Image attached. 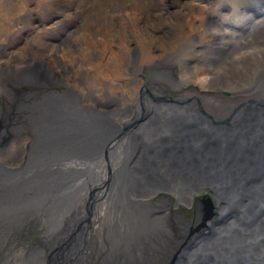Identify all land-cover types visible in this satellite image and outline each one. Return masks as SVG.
<instances>
[{
	"label": "bare ground",
	"instance_id": "obj_1",
	"mask_svg": "<svg viewBox=\"0 0 264 264\" xmlns=\"http://www.w3.org/2000/svg\"><path fill=\"white\" fill-rule=\"evenodd\" d=\"M52 1L56 0H0V186L3 176L14 178L10 167L24 161L22 141L3 155V105L10 109L14 103L34 136L27 152V173H35L32 178L41 174L65 178L53 181L60 188L57 194L44 195L56 188L53 184L38 187L24 210L43 209L47 222L40 232V249L23 253V264H87L93 218L107 226L111 241L123 242V236L131 246L125 233L119 234L125 216L134 231L132 239H144L137 232L140 226L162 228L154 240H163L157 249L164 253L154 262L165 264L173 252L169 245L180 243L189 228L179 229L181 239L174 241V231L162 225L167 217L159 218L158 224L152 209L137 204V198H149L157 191L169 192L177 204L185 205L206 192L202 202L210 203L211 197L227 215L240 206L236 217L242 216L244 225L233 219L213 229L209 226L178 264H264V252L260 261L230 256V251L237 258L242 252L255 255L264 244V11L259 12L264 0L185 4L169 39L137 25L138 16L147 17L156 8L155 1L105 0L103 9L96 5L102 0H91L96 14L91 29L86 16L76 30L60 28L64 19L44 22L46 27L39 24L37 29L34 17L46 18ZM122 11L130 14L133 38L118 18ZM155 12L163 19L157 8ZM53 26L59 30L57 38L53 35L55 42H49L54 44L42 55L33 53L31 44L42 42V31ZM99 31L108 39L94 41ZM22 37L25 41L15 43ZM126 37L134 47L128 46ZM108 40L116 46L112 50ZM172 75L178 77L171 79ZM20 86L27 91L17 95L12 89ZM174 91H184V96L169 97ZM199 95L207 98L199 100ZM94 100L117 120L126 112L132 114L141 138L136 142L140 155L134 161L129 160L134 138L106 122V116L95 121L83 115ZM132 172L140 184L132 183ZM63 184L66 188L61 189ZM199 206L203 207L197 199L195 212L200 216ZM209 217L206 214L203 222ZM150 248L153 251L155 246ZM47 250L49 255H43Z\"/></svg>",
	"mask_w": 264,
	"mask_h": 264
},
{
	"label": "rangeland",
	"instance_id": "obj_2",
	"mask_svg": "<svg viewBox=\"0 0 264 264\" xmlns=\"http://www.w3.org/2000/svg\"><path fill=\"white\" fill-rule=\"evenodd\" d=\"M154 1L156 3L157 13H161L163 15V19L155 17V14H156L155 9L156 8H154V10L150 11L149 16H147V17L138 16L137 18H138L139 21H138L137 25L144 26V27L147 28V30L151 29L154 32L156 31L155 32L156 36H161L162 35L165 39H169L170 35L173 32L172 30L175 29L174 28L175 26H173V25H176L178 20L182 19L181 18L182 17V13H179L178 11L182 10V8L185 7V4L188 6L192 2L196 3V4H199L200 2L204 3V0H160V1L159 0H150V2H154ZM105 2H107V1L102 0V1H100V3L99 2L96 3V5L98 4L103 9H105V7H104L106 5ZM91 3H92L91 0H56V1H52V5H51V8H50L51 11H49V14H48V16L46 18L44 17V19H41V18L38 19L37 17H34V21L38 22L37 29H40L38 27H41V26H45L46 27L44 22H46V23L49 22L50 23V22H54L55 20H58V19H64L65 22H64L63 25H61L62 27H60V28L69 27L68 31L76 30V29H79L81 27V25L84 23V16L87 17V20L85 19V23L89 24V25H87L88 29H91L92 28L91 24L96 21V16H94L96 14H93L92 11H91V5H90ZM103 4H105V5H103ZM160 4H161V7H160ZM260 6H261L260 7L261 9H260L259 12L264 11V4L260 5ZM33 7L34 6L32 5L31 8H33ZM250 8H252V7H250ZM5 13H6V11H5ZM175 13H176V15H175ZM206 13H208V12H206ZM120 15H119L118 18H120L121 21L123 22V26L125 25L124 27L128 28V29L126 28V30L128 31L129 28L132 25V24L129 23V21L131 19L130 20L128 19L130 14L128 12H127V14L125 12L123 13V11H122L120 13ZM126 15H127V17H126ZM123 16H125V17H123ZM155 20H157V21H155ZM167 23H168V25H167ZM171 23H172V25H171ZM33 25L36 26L35 24H33ZM157 25H158V28H157ZM117 27H121V26H117ZM135 27H136V24H135ZM48 29H50V30L42 31V34H43V35H41V37H42L41 41L42 42H40L38 40H37L38 41L37 42L36 40H34V42H33L34 44H31V51L33 53H36L38 55H42L45 52L44 50L50 44H54V43H49V42H55V39H54L55 37L53 35H55L56 38H57V36H59V32H58L59 30L57 29L56 26L49 27ZM159 29H161V31ZM29 32H31V31L29 30ZM128 32H129V35H131L132 38H133L134 37V32L131 31V29ZM31 33H33V32H31ZM96 36H97V38H94V41L96 39L97 42H99L98 40H99L100 37H101V39L102 38L103 39H108V35L106 33L104 34L103 31H99ZM131 36H129L128 38H131ZM128 38L127 37L125 38V42L128 43L129 47H134L133 46L134 45L133 42H129ZM23 41H25L24 37L18 39V41L15 42V43H18V42L22 43ZM109 43H111L110 40H108V44ZM37 44H38L39 47L37 46ZM41 45H43V47ZM109 45L112 46V47L109 46L110 50H112L114 47H116V46H114V43L113 44H109ZM42 48H43V51L41 50ZM152 51H153V53H156V54L160 53L159 51L154 50V49ZM205 56H208V54L205 55ZM47 63L52 64V62L51 61L49 62V60L47 61ZM52 68H53V66L51 67V69ZM175 68H177V67H175ZM149 70L150 69H148L147 72H151L152 71V69L150 71ZM178 76H180V75L178 74ZM178 76L172 75L171 79L177 78ZM40 89L43 92L45 91V88L42 87V86H41ZM21 91L25 92V91H27V89L24 88V86H20L18 88H15V93L18 94ZM40 91L37 90L36 92H40ZM39 95L41 96V92H40ZM169 95L173 96V97L174 96L178 97V95H180V96L182 95V91L170 92ZM132 107H133V105H132ZM102 112H104V111H102ZM23 117L24 116H22V115H18L17 116L16 121L19 122L20 126H19V128H17V129L14 128L13 130H17V131L25 130L24 136L21 139L18 140V141H22V143H23V147L22 148L24 149L25 154H23L22 160L24 159V161L23 162L20 161L18 166L15 167V165H13L10 168L12 170L13 169L22 170L23 171L22 172L23 175H24L25 172H26L27 175H30V174L27 173V170H25V168H27L26 167L27 166L26 160H27V157H29V156H27V152L30 149V145L32 143V140H34V136L32 135L31 129L25 126L24 123H26V122H25V120H22ZM2 123H3V119H2ZM12 126H14V125H12ZM6 131H10V128L8 130H6ZM10 134H11V132H9V133H5L4 132L3 136H6L5 138H8V137H11ZM206 148H209V147L206 146ZM28 168H31V167L28 166ZM43 170H45V169H42V171ZM49 171H51V173L54 172L53 169L49 170ZM59 175L60 174H58V176L56 175L55 177L54 176L53 177H50V176L49 177H43L44 176L43 175L41 178L37 177V178L34 179L35 181L33 180V181H30V182H27L25 180L24 181L23 180H18V179H15L14 181H10V182L3 181V185L0 186V194L2 192H3V194L4 193L6 194L7 191L10 190L14 184H18V185H25L26 184L27 186H25L24 188L22 187L24 190L23 189H18L19 190L18 192H16V190H15L13 194L9 193V197L8 196L5 197L4 201H2L3 203L2 202H1L2 204L0 203V264H15V262L18 259V255H19V259L21 258L20 255H21V253L24 252V250H25L24 247H26V246L28 247L30 244L32 246H34V245L38 244L39 240L43 241V235L40 234V232L45 227V225H44L45 222H47L46 221L47 217L44 216V213H45L44 210L36 207L38 209L34 208V210H32V211L22 212L21 211L22 209H20V208L22 207V205L24 203V198L27 195L33 196L34 192L36 191V189L38 187H40V189H45L46 185H50L51 186L53 184L52 187L55 186L56 188L53 189V191H50V189H47L44 192V195H46L47 193H51V194H55L56 193L57 194V191H59L60 188L58 189L59 185L58 184L55 185L54 182L65 179L64 177H61ZM56 177L59 178L60 180H58V179L56 180L55 179ZM47 178L50 179V180H48ZM21 182H22V184H21ZM45 183H47V184H45ZM63 187L66 188V186L64 184L62 185L61 189H63ZM4 195H3V197H4ZM198 195H197V197H199L200 199H203L205 193L201 192ZM155 196L158 197L159 195H155ZM160 196H162V195H160ZM18 200H20V202H19L20 205H19V203H17ZM149 201L151 202V198H150ZM28 202H30V201H26L25 200V205H23V206L26 207V204ZM162 202L163 201H158V203H162ZM16 204L19 205V209L18 210L14 208L16 206ZM163 206H164V204L161 206V208H163ZM194 206H192L191 208H189V206H188V209L190 211L187 210L185 212H181V209L179 207H177V208L174 207L173 208L172 206H171V210H168V209L165 210L167 213H169L168 224H170V225L167 226V222L164 219L162 220V225L164 224L165 227H169V228H171L174 231V234H175L173 236V240L174 241L181 239V236L179 234V229L188 228V226L186 224H184V223H187V224L188 223H193L194 213H195V215L197 213V212H194ZM199 209H201L200 212L203 213V210H202L203 207L199 206ZM116 210L119 211V208H117ZM165 219L167 220V218H165ZM125 222L126 221H124V220L122 221L121 226L123 227V229L121 227L122 230L119 232V234L123 231L125 233V238L127 239V237H128V239L131 240V242H132L131 246H130V243L128 242L129 240L128 241H124V237L123 236H122V241L123 242L111 241V239L108 238V230L106 229L107 226L104 225V223L101 222V219L93 218V220L91 222V230L92 231L90 232V235L93 234V233L94 234L95 233L98 234V238L100 239L99 240V247H100L99 253L102 254V255L99 256L98 253H96V252L94 253V255L98 259V260H96L94 262V264H158V263L161 264L160 262H154V261L157 259V255H160V254L164 253V252L158 251V249H157L158 244H160V242H162L163 240L162 241H161V239L154 240V237L156 236V233H159V232L162 231V228L157 229V228H152V227H147V226H142V227L140 226L137 229V232L141 231L142 235L145 236L144 239L143 238L132 239L129 236H131V235L133 236L134 231L130 227L131 225L129 224V222H126V223ZM163 222H165V223H163ZM159 223L160 222H158V224ZM131 231H132V234H131ZM105 232H106V234H105ZM135 232H136V230H135ZM119 234H118V236H119ZM38 235H39V239H38ZM106 235H107V237H106ZM116 239L119 240L120 237L117 238V236H116ZM10 243H12V244H14V243H16V244L21 243L22 244L23 243V244L20 247V249H17L16 247L13 248V247L9 246ZM39 243L41 244L42 248L44 249V246L42 245V243L41 242H39ZM152 245L155 246V249L153 251H152V248H150V247H152ZM175 245L176 244L174 243V245H173L172 242H171V245H169V246H172L173 252L175 251L174 250L175 249V247H174ZM169 246L166 247V248H168V251H169ZM17 251H19V252H17ZM49 251L47 250V252L43 253V255L47 254ZM136 251H137V253H136ZM173 252L169 253L170 255L168 256V259H170V257L173 254ZM53 256L56 257V252L53 253ZM168 259L166 261H168ZM50 260H53V259L51 258ZM166 261H164V262H166ZM251 263L253 264V263H257V262H251Z\"/></svg>",
	"mask_w": 264,
	"mask_h": 264
},
{
	"label": "flooded vegetation",
	"instance_id": "obj_3",
	"mask_svg": "<svg viewBox=\"0 0 264 264\" xmlns=\"http://www.w3.org/2000/svg\"><path fill=\"white\" fill-rule=\"evenodd\" d=\"M14 92H15V89L13 88L12 89ZM186 91H188L189 92V90H186ZM22 92H24V91H21L20 93H18L17 95H20ZM167 91H163L162 93H166ZM191 92V91H190ZM189 92V93H190ZM195 93V92H194ZM167 96H168V94H166ZM179 96L180 95H178V97H176V96H169V97H171V98H179ZM181 96H184V91H182V95ZM180 96V97H181ZM207 98L205 95H199V100H201V98ZM207 100V99H206ZM213 99H208L207 100V102L208 103H211V102H214V100L212 101ZM16 102H19V101H16ZM4 104V103H3ZM2 104V105H3ZM14 106V107H13ZM91 106H96L97 108H99L98 106H97V101L96 100H94L93 101V103H92V105H88L87 107L85 106V108H87V110L83 113V115H85L86 117H89L90 119H94L95 121H96V119H101L102 117H105L106 116V114H102V113H99V112H95V113H93L94 111L92 110V108L93 107H91ZM8 110V111H7ZM100 110V109H99ZM102 111V110H101ZM10 112V113H9ZM10 115H9V114ZM5 114V115H4ZM140 113L138 112V113H135V116L136 115H139ZM18 115H22V116H25L22 112L21 113H19L18 111H16V109H15V103L14 104H12V105H10V109L9 108H6L5 107V105H3V133L6 131V130H8L9 128H10V131H6L5 133H9V132H11V136L12 137H18V136H20V134H21V130L20 131H17V130H13L14 128L15 129H17V128H19V122H17L16 121V119H17V116ZM99 115V116H98ZM132 114H130V113H128V112H126V114H124V116H122V118H120L119 119V124H121L122 125V123L124 122V123H133L134 121H135V119H133V116H131ZM151 114H149L148 116H150ZM139 117V116H138ZM138 117H137V119H138ZM24 118V117H23ZM140 118H144L143 116H141L140 115ZM23 120V119H22ZM129 120V121H128ZM6 125H8V126H6ZM12 125H14V126H12ZM128 125V124H127ZM134 126V128L131 126L130 127V129H129V131L127 132L125 129H123V130H125L126 131V133L129 135V137L131 138V140H132V138H134V142H131V144H132V152H134V145H136V142H138V140H140L141 141V138L139 137V135H140V132H139V130H138V124L137 123H134L133 124ZM125 127V126H124ZM121 128V127H120ZM122 129V128H121ZM135 133V134H134ZM134 134V135H133ZM6 136H3V155L4 154H6V150H8V148L11 146V145H13L14 143H16V140L14 139V138H12V137H8V138H5ZM130 140V141H131ZM134 144V145H133ZM139 143H137V145H138ZM139 150H140V146H139ZM132 152H130V155H129V160H132V161H134L135 160V158H137L138 157V155H140V153L139 152H137V154L134 156V157H132ZM12 170V169H11ZM14 171H18V169H14ZM14 178L13 177H10V176H3V181H8V182H10V180H13ZM11 189L10 190H8L7 191V193L4 195V197H3V201H4V198L5 197H7L8 195H9V193H11ZM157 192H160V191H157ZM35 193V192H34ZM205 193V192H204ZM155 195V194H154ZM199 196V195H198ZM9 197V196H8ZM152 197V196H151ZM151 197H149V198H151ZM204 198H207V194H205L204 195ZM203 198V199H204ZM211 197H209V201H210V203H205V205H204V203L202 202V200L203 199H200L199 197H197V195L196 196H194L193 197V199L189 202V204L188 205H184V207L181 205L180 206V204L181 203H179V204H177L176 203V199H175V197H173V199L172 200H170V198L169 197H167V196H161V197H153L152 198V200H151V202L149 201L148 202V204H145V205H142L143 207H146V206H148L149 208H150V213H151V216L153 217V219L154 220H156L157 222L158 221H160V219L159 218H165V217H167V220H166V222H167V226L168 225H170V224H168V218H169V213H167L165 210L166 209H168V210H171V206L174 208H177V207H179L180 209H181V212H185V211H190L189 209H188V206H189V208H191L192 206H194V212L196 211V201H197V199H199V201H200V203L203 205V213L201 212V215H200V217L197 215V213H196V215H195V213H194V219H193V223H184V224H186L187 226H188V232H187V235H186V237L183 239V240H181L180 241V243H178L176 246H174L175 247V251L173 252V254L171 255V257H170V259H168V256L170 255H168L166 258H165V260H167L168 259V261H166L165 262V264H178V261L183 257V255L186 253L187 254V252H188V247H189V245L192 243V242H194V240L201 234V233H203V232H205V231H207V228L209 227V226H211V228L210 229H213L219 222H227V221H229V222H232L231 220H237V221H239L240 223H242V225H244V220H242V216L241 217H236V211H238L239 209H240V206H236V209L237 210H234L232 213H230L231 214V216L232 217H230V214L229 215H227L226 213H225V211L226 210H222L221 208H218L216 205H215V203L213 202V200H211L210 199ZM158 201H163L162 203H158ZM19 203V202H18ZM164 204V206H163V208H161V206ZM17 205L18 204H16V208L17 209H19V207H17ZM30 202H28L27 204H26V207L25 206H23V207H21L20 209H23V210H21L22 212H24V210H26V208H28V207H30ZM14 207V208H15ZM15 208V209H16ZM208 208V209H207ZM206 214L207 215H209L210 217L206 220V221H204L203 222V218L206 216ZM225 220V221H224ZM229 222H227V223H229ZM183 223V222H182ZM197 223V224H196ZM96 225V224H95ZM107 229V228H106ZM108 230V229H107ZM92 230H91V225H90V232H91ZM102 232V231H101ZM105 234H106V232H105ZM106 237H107V235H106ZM108 239V238H107ZM99 238H98V234H91L90 235V233H89V236H88V239H87V243H88V245H87V264H94V262H95V260H98L97 259V257L95 256V255H93V252H96V253H98V255L100 256V255H102V254H100L99 253V249H100V247H99ZM16 243H14V244H12V243H10L9 244V246H11V247H13V248H17V249H20V247L22 246V244L21 243H19V244H16ZM172 244H174L173 242H172ZM8 246V247H9ZM19 246V247H18ZM260 250L258 251V252H256L255 253V255H248V252H242L241 253V255H240V257L241 258H237L238 256H235V255H233V252L232 251H230V256L232 255L233 257H235V259L236 260H239V261H242V260H245V261H250L252 258L253 259H255L256 261H260V259L259 258H261V254L264 252V244L262 243V244H260ZM24 252L23 253H26V252H28V251H30V250H32V249H40V245L39 244H37V245H34V246H32L31 244L27 247H24ZM22 251V250H21ZM19 252V251H18ZM42 252H44V251H42ZM23 253H21V255L23 254ZM20 255V256H21ZM18 258H19V255H18ZM20 262H22V263H20ZM170 262V263H169ZM251 262V261H250ZM15 264H23V259L22 258H20L19 260L17 259V261L15 262Z\"/></svg>",
	"mask_w": 264,
	"mask_h": 264
},
{
	"label": "water",
	"instance_id": "obj_4",
	"mask_svg": "<svg viewBox=\"0 0 264 264\" xmlns=\"http://www.w3.org/2000/svg\"><path fill=\"white\" fill-rule=\"evenodd\" d=\"M106 153V152H105ZM107 154V153H106ZM106 154H105V156H106Z\"/></svg>",
	"mask_w": 264,
	"mask_h": 264
}]
</instances>
